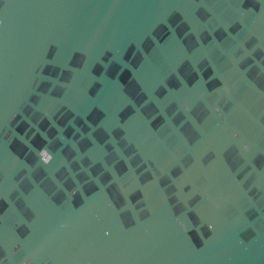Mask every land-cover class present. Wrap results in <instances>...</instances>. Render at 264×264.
Masks as SVG:
<instances>
[{
	"label": "water",
	"instance_id": "1",
	"mask_svg": "<svg viewBox=\"0 0 264 264\" xmlns=\"http://www.w3.org/2000/svg\"><path fill=\"white\" fill-rule=\"evenodd\" d=\"M0 264H264V0H0Z\"/></svg>",
	"mask_w": 264,
	"mask_h": 264
}]
</instances>
